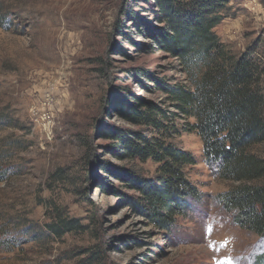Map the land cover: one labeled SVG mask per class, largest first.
<instances>
[{
	"label": "rangeland",
	"instance_id": "obj_1",
	"mask_svg": "<svg viewBox=\"0 0 264 264\" xmlns=\"http://www.w3.org/2000/svg\"><path fill=\"white\" fill-rule=\"evenodd\" d=\"M150 1L0 0V264H264V237L219 203L237 183L206 165L195 133L171 141L196 159L186 173L200 202L168 230L134 208L123 177L155 166L114 155L105 130L150 135L118 105L169 109L157 80L185 79ZM213 31L262 69L264 97V0H231ZM54 209L83 230L48 232Z\"/></svg>",
	"mask_w": 264,
	"mask_h": 264
},
{
	"label": "trees",
	"instance_id": "obj_2",
	"mask_svg": "<svg viewBox=\"0 0 264 264\" xmlns=\"http://www.w3.org/2000/svg\"><path fill=\"white\" fill-rule=\"evenodd\" d=\"M230 1H150L162 26L158 44L185 79L157 80L169 109L142 106L140 100L130 108L118 105L124 117L150 130V135L105 130V136L116 141L114 155L155 166L150 179L130 173L123 180L138 194L135 210L159 230L172 228L190 210V200L198 203L202 199L186 173L196 159L171 141L181 133H195L206 165L215 168L221 179L237 183L219 195V203L226 212L236 209V225L264 237V153L260 157L254 152L255 147H264V97L259 87L263 71L250 57L230 54L213 31ZM52 214L46 229L54 236L83 230L77 219L65 217L59 209ZM89 260L103 264L98 255Z\"/></svg>",
	"mask_w": 264,
	"mask_h": 264
}]
</instances>
